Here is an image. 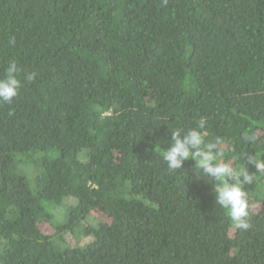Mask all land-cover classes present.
Here are the masks:
<instances>
[{
  "label": "trees",
  "instance_id": "16d2710c",
  "mask_svg": "<svg viewBox=\"0 0 264 264\" xmlns=\"http://www.w3.org/2000/svg\"><path fill=\"white\" fill-rule=\"evenodd\" d=\"M12 59L37 76L0 103V264H264V175L239 230L159 152L203 121L264 153V0H0Z\"/></svg>",
  "mask_w": 264,
  "mask_h": 264
},
{
  "label": "clouds",
  "instance_id": "9594fccd",
  "mask_svg": "<svg viewBox=\"0 0 264 264\" xmlns=\"http://www.w3.org/2000/svg\"><path fill=\"white\" fill-rule=\"evenodd\" d=\"M33 82L36 72H26L15 59L9 60L0 75V103L11 104L19 96L23 82ZM201 121L197 127L185 131L171 128V141L167 149H159L169 171L183 168L186 161H194L195 178H206L213 186L216 203L224 210L230 222L239 230L251 227V208L247 185L254 183L256 174L264 175V153H251L244 165L234 166L226 160V148L220 138L206 139ZM249 139H255L250 137ZM254 168L255 173L250 172Z\"/></svg>",
  "mask_w": 264,
  "mask_h": 264
}]
</instances>
